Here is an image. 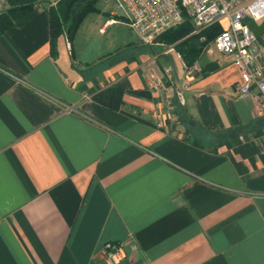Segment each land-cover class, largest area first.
<instances>
[{"label": "crops", "instance_id": "crops-1", "mask_svg": "<svg viewBox=\"0 0 264 264\" xmlns=\"http://www.w3.org/2000/svg\"><path fill=\"white\" fill-rule=\"evenodd\" d=\"M56 1L0 35V264H109L107 242L114 264H264V110L232 57L189 67L132 30L125 55L51 51ZM165 68L171 116L149 85ZM112 86L117 109L94 97Z\"/></svg>", "mask_w": 264, "mask_h": 264}, {"label": "built area", "instance_id": "built-area-1", "mask_svg": "<svg viewBox=\"0 0 264 264\" xmlns=\"http://www.w3.org/2000/svg\"><path fill=\"white\" fill-rule=\"evenodd\" d=\"M113 1L122 10V16L137 35L139 42L147 46L163 45L157 41V36L181 22L184 17L190 18L195 32L213 23L220 24L222 30L205 47L206 51L216 49L232 57V62L240 74V94L251 95L255 107L264 110V32L257 36L248 25L250 21L259 24L264 20V0ZM5 2L6 0H0V10ZM222 20H226V23L222 24ZM103 28L104 26L100 31ZM169 48L172 50V47ZM149 85L163 95L165 114L171 116L174 105L167 92L174 87L172 69L165 68L162 77L151 79ZM176 94L181 100V92L177 91ZM156 125L160 126L161 122L158 121ZM120 246L121 244L113 242L104 244L106 262H116V252Z\"/></svg>", "mask_w": 264, "mask_h": 264}, {"label": "trees", "instance_id": "trees-1", "mask_svg": "<svg viewBox=\"0 0 264 264\" xmlns=\"http://www.w3.org/2000/svg\"><path fill=\"white\" fill-rule=\"evenodd\" d=\"M38 0H6L8 7L0 10V35L10 29L16 22L33 9ZM98 0H57L48 8L51 51L61 35H66L72 45L75 32L84 17L90 12L98 11L95 6ZM194 25L188 17L157 36V41L173 46L181 55L187 66H192L205 47L212 42L222 30V26L213 23L194 31ZM152 49L153 46L142 45ZM72 48V47H71ZM123 90L108 87L97 93L95 99L111 109H117L122 103Z\"/></svg>", "mask_w": 264, "mask_h": 264}, {"label": "rangeland", "instance_id": "rangeland-1", "mask_svg": "<svg viewBox=\"0 0 264 264\" xmlns=\"http://www.w3.org/2000/svg\"><path fill=\"white\" fill-rule=\"evenodd\" d=\"M48 5V0H40ZM98 11L87 14L75 32L73 46L76 55H84L83 59L94 61L102 53H107L115 49L119 55H125L134 50V47L127 45V36L131 32L126 20L118 19L116 23L106 25L102 31L100 27L108 19L110 11L122 15V10L118 8L113 0H98L95 4ZM222 24L226 20H222ZM135 34L132 40H135ZM101 53V54H100ZM93 64V68L99 66Z\"/></svg>", "mask_w": 264, "mask_h": 264}, {"label": "water", "instance_id": "water-1", "mask_svg": "<svg viewBox=\"0 0 264 264\" xmlns=\"http://www.w3.org/2000/svg\"><path fill=\"white\" fill-rule=\"evenodd\" d=\"M248 25L257 36L264 32V20H262L259 24L254 21H250Z\"/></svg>", "mask_w": 264, "mask_h": 264}]
</instances>
